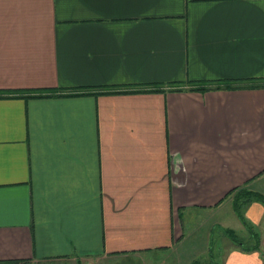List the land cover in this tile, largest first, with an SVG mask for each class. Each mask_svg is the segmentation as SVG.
I'll list each match as a JSON object with an SVG mask.
<instances>
[{"label":"crops","instance_id":"0c3cea01","mask_svg":"<svg viewBox=\"0 0 264 264\" xmlns=\"http://www.w3.org/2000/svg\"><path fill=\"white\" fill-rule=\"evenodd\" d=\"M253 193L264 0H0V264H194L155 257L183 215L216 217L220 264H264Z\"/></svg>","mask_w":264,"mask_h":264},{"label":"rangeland","instance_id":"374dc122","mask_svg":"<svg viewBox=\"0 0 264 264\" xmlns=\"http://www.w3.org/2000/svg\"><path fill=\"white\" fill-rule=\"evenodd\" d=\"M189 215H183L184 239L176 254H157L155 257L161 258L169 262L176 255H185L194 251V264H220L219 256L224 252V245L227 243V238L221 234L219 224H212L216 219L212 215H195L193 218ZM219 220V219H218ZM217 222V220L215 221ZM238 235L244 237L243 231H239ZM226 239V240H225ZM224 242H226L224 244ZM229 243V242H228ZM225 253V252H224ZM141 259H126L116 258L108 261H103L98 264H147V258Z\"/></svg>","mask_w":264,"mask_h":264},{"label":"trees","instance_id":"16d2710c","mask_svg":"<svg viewBox=\"0 0 264 264\" xmlns=\"http://www.w3.org/2000/svg\"><path fill=\"white\" fill-rule=\"evenodd\" d=\"M254 86H258V85H254ZM206 88H209V87H198V88H196V87H194V88H191V90H199V91H203V90H205ZM216 89H218V87H216ZM115 92H117V91H111V93H115ZM252 198H256V199H259V200H261L262 202H264V198H263V196L261 195V194H259V193H253V195L251 196ZM238 217L240 218V220H242V222L244 223V224H246L245 223V221H244V219H243V216L242 215H238ZM248 228V232H249V234H250V236H254L255 235V232L252 230V229H250L249 227H247ZM225 234L227 235V237H229L231 240H233L235 243H238V242H240V240L237 238V236L235 235V233H234V231L233 230H230V229H226L225 230Z\"/></svg>","mask_w":264,"mask_h":264}]
</instances>
